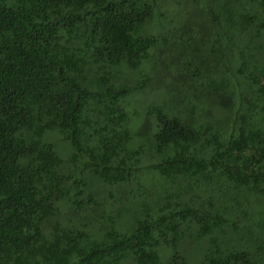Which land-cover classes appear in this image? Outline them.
<instances>
[{"label": "trees", "instance_id": "1", "mask_svg": "<svg viewBox=\"0 0 264 264\" xmlns=\"http://www.w3.org/2000/svg\"><path fill=\"white\" fill-rule=\"evenodd\" d=\"M192 252L264 264V0H0V264Z\"/></svg>", "mask_w": 264, "mask_h": 264}, {"label": "rangeland", "instance_id": "2", "mask_svg": "<svg viewBox=\"0 0 264 264\" xmlns=\"http://www.w3.org/2000/svg\"><path fill=\"white\" fill-rule=\"evenodd\" d=\"M193 15L196 19L198 18L197 12ZM169 21H170L169 16L159 11L158 15L154 18V20L151 23L144 25V28H146L145 31L153 35L164 34L170 30ZM171 40L172 39L168 38L167 46L170 45ZM158 45L151 48L149 51L154 50V48L156 47L159 48L160 50H163L162 45L159 46ZM143 73L141 72L140 68L137 69L124 68V69H119V75L117 78L119 80H123V79L136 80ZM168 76L170 79H172L173 77L176 76V73H174L173 71H169ZM156 98L157 96L153 94L151 91H148L147 89H145L143 93L141 91L131 95L129 108L131 109L135 107L139 108L138 119H137L138 128L140 123L142 122V116L144 114L145 108L148 105H156ZM54 145L59 156H61L62 158H66L68 156L69 148L67 147V144L64 141H62L59 137L54 141ZM157 251H158L159 259L162 262L167 261L172 254V252L169 251V249L163 244H159V246L157 247ZM199 258H200L199 254L192 252L189 258H187L188 259L187 264H199Z\"/></svg>", "mask_w": 264, "mask_h": 264}]
</instances>
